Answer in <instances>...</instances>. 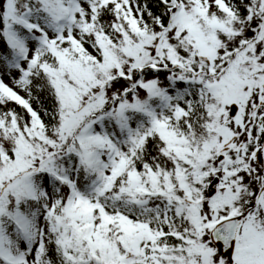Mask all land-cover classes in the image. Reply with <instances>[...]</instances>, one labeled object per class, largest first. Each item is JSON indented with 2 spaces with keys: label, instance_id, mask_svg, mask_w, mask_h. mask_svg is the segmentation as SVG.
Returning <instances> with one entry per match:
<instances>
[{
  "label": "snow or ice",
  "instance_id": "6c2138e0",
  "mask_svg": "<svg viewBox=\"0 0 264 264\" xmlns=\"http://www.w3.org/2000/svg\"><path fill=\"white\" fill-rule=\"evenodd\" d=\"M0 264H264V0H0Z\"/></svg>",
  "mask_w": 264,
  "mask_h": 264
}]
</instances>
